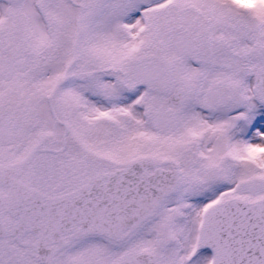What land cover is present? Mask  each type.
Instances as JSON below:
<instances>
[{
    "label": "snow or ice",
    "instance_id": "snow-or-ice-1",
    "mask_svg": "<svg viewBox=\"0 0 264 264\" xmlns=\"http://www.w3.org/2000/svg\"><path fill=\"white\" fill-rule=\"evenodd\" d=\"M0 264H264V0H0Z\"/></svg>",
    "mask_w": 264,
    "mask_h": 264
}]
</instances>
